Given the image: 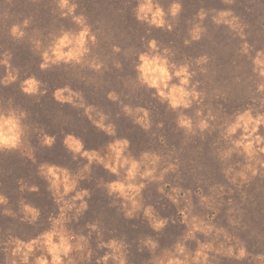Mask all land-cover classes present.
I'll use <instances>...</instances> for the list:
<instances>
[{
  "label": "rangeland",
  "instance_id": "1",
  "mask_svg": "<svg viewBox=\"0 0 264 264\" xmlns=\"http://www.w3.org/2000/svg\"><path fill=\"white\" fill-rule=\"evenodd\" d=\"M72 2L78 4L76 14L86 16L97 37L96 45L91 46L90 58L103 63L104 67L99 72L88 67L68 65L52 66L44 71L40 69L42 52L60 35L61 30L79 31V26L73 23L70 16L62 17L57 6L58 0H0V55L10 51L13 54L12 64L19 70V79L15 84L7 88L0 85V99L12 97L17 105L28 112L26 123L30 126L28 139L32 146L27 150L33 152L36 159L33 163L19 153H0V194L9 198L8 207L17 214L15 218L5 216L4 206H0V264H4L3 242L9 236H17L25 241L35 238L51 227L50 215L59 216L60 205L54 202L52 194L47 191L46 181L38 175L40 164L54 163L76 173L87 163L86 160H72V153L63 145V139L69 133L82 138L86 149H96L102 155L108 154V142L116 138H128L133 154L138 156L145 151L155 152L163 157L161 168L170 163L178 165L176 171H170L165 177L167 195L157 191L163 185L156 183L149 184L143 192L145 206L152 205L158 216L169 218L168 226L159 233L150 227L143 211L135 219H126L122 201L109 197L104 187L105 183L117 177L100 165L92 166L90 174H85L86 179L80 181V188L91 192V199L85 198L89 209L78 221L73 219L68 224L76 234H84L89 238L93 256L83 264H96L97 257L107 251L97 247L100 236L86 227L88 223L97 222L105 242L113 238H126L129 245L128 264H157V258L174 250L177 240L183 241L189 231V225L182 223L181 212L188 215L189 222L196 216L206 224L223 226L234 238L246 243L253 254L264 252V169L256 177H250V182L243 187L232 184L222 171L227 164L219 159L217 152L227 143L221 125L230 123L236 114L248 108L254 113L264 112V93L257 91L258 84L264 82V78L253 71L255 52L264 50V0H235L233 4H225L222 0H178L183 10L177 19H169L173 25L172 31L138 22L133 12L137 0ZM158 2L167 10L173 0ZM6 7L12 9L9 18L3 15ZM201 9L208 13L201 25L206 31L199 41H193L190 32L196 24L201 23L197 15ZM226 9H232L239 17L244 26L243 36L226 25L218 26L213 22L212 16ZM26 18L32 21L26 30L27 36L22 41L13 40L9 34L11 25L22 23ZM152 39L158 42L161 50L168 48L175 53L170 57L171 60L177 64L189 63L196 71L194 81H199L198 90L205 94L204 104L187 110V114L197 119L195 112L198 109H202L205 116L211 112L216 117L212 122L215 130L186 136L177 127V112L154 98L155 90L139 85L135 72L138 56L147 50L148 42ZM35 40L41 41L39 50L35 48ZM185 40L190 43L186 45ZM244 43L250 46L249 54L242 51ZM114 47H119L121 51L114 52ZM205 55L209 58L208 63L198 66L196 60ZM117 62L123 67L116 68ZM201 67L206 71L202 72ZM5 74V68L0 66V79ZM31 76H35L46 87V95L30 97L21 91V82ZM66 85L82 93L86 106L95 108L91 114L94 119H99L100 113L109 117L107 123L116 126L117 137H109L97 129L85 115L84 108H74L55 101L54 91ZM110 91H115L122 103L108 100ZM76 102L79 103L78 100ZM123 105L133 109H148L152 128L145 132L134 123L135 112L132 116L126 115ZM161 123L163 128L158 127ZM261 132H264V127ZM43 134L57 137L52 149L40 146L38 137ZM239 160L241 157H233V162ZM20 178H24L29 186L37 185L40 191H20L17 184ZM221 187L223 191H220ZM173 188L181 191L173 193ZM168 195L175 196L179 203L173 204ZM201 195L209 197L206 204L201 203ZM22 200L41 210L40 219L35 225L22 222ZM69 215L74 216V211ZM232 220L239 223L230 224ZM149 236L159 242L155 252L142 244ZM196 236L201 241L207 239L201 233H196ZM187 247L194 251L196 242L188 241ZM211 264L240 262L218 255ZM244 264H253L252 258Z\"/></svg>",
  "mask_w": 264,
  "mask_h": 264
},
{
  "label": "clouds",
  "instance_id": "2",
  "mask_svg": "<svg viewBox=\"0 0 264 264\" xmlns=\"http://www.w3.org/2000/svg\"><path fill=\"white\" fill-rule=\"evenodd\" d=\"M225 4H233L235 0H222ZM58 8L63 18L71 17L73 23L79 26V31L61 30L59 36L53 43L42 52L43 62L40 64L42 71L50 69L52 66L68 65L88 67L97 72L104 67L103 63L95 58H90L92 47L97 43V37L93 34L87 18L83 14L77 15L78 4L72 0H58ZM183 10V5L178 0L167 10L161 6L158 0H137L133 8L135 19L140 23H146L150 27L158 29L167 28L172 31L173 25L169 19H177ZM12 12L11 8L4 9V17L9 18ZM201 23L196 24L190 32L193 41H199L206 29L202 27V22L207 18L208 13L201 9L198 12ZM216 25H226L233 31H238L243 36L244 26L240 23L239 17L234 14L232 9L219 10L212 16ZM31 18H26L22 23H13L10 27V36L15 41H22L27 36V29L31 25ZM35 48H41V41H33ZM190 41L185 40V44ZM250 46L243 44L242 51L249 54ZM114 52L119 53L121 49L114 47ZM175 53L171 49L161 50L158 42L152 39L148 42L147 50L141 52L138 56L135 72L137 81L141 87L148 90H155L154 98H158L162 104H167L168 108L177 112V127L184 131L186 136L202 135L209 130H215L212 122L216 117L209 112L204 115L202 109H198L193 116L187 114V110L194 106L204 104L205 94L198 90L199 81H194L197 73L192 69L191 64H177L170 57ZM13 54L5 51L0 55V66L5 68L6 74L0 79V85L5 88L15 84L19 79V70L12 64ZM208 57L201 56L196 60L198 66L208 63ZM255 65L253 71L260 78H264V50L255 52L253 59ZM116 68H122L119 62ZM201 71H206L201 67ZM35 76L23 80L20 84L21 91L30 97H39L46 95L47 89ZM257 91L264 93V82L258 84ZM56 102L64 105H71L74 108H84L85 115L92 121L94 126L109 137H117V128L112 123H107L109 117L103 113L99 114V119H94L91 115L95 108L86 106L82 93L74 91L71 86L57 88L53 93ZM113 103L120 102V97L115 91H110L107 96ZM79 101L77 103L76 101ZM123 111L126 115L136 114L134 123L140 125L145 132L152 128L150 112L144 107L133 109L129 105H123ZM29 114L26 110L17 105L12 97L0 99V153L15 154L19 153L21 157L27 156L28 159L36 162L33 152L27 150L31 147V141L28 137L31 134L30 126L26 123ZM158 127L163 128V123ZM264 112H253L251 108L238 113L230 123L221 125L223 128V138L227 142L223 148L217 149L219 159L227 164L223 174L232 184H244L250 182V177H256L264 169ZM203 138V137H202ZM39 144L42 147L52 149L57 142L55 135L43 134L38 137ZM163 140V137H161ZM63 145L72 153V160H86L83 168L73 173L67 167L59 166L54 163H41L38 169V175L46 181L47 191L53 196L54 202L59 207V216H49L51 227L39 234L37 237L25 241L17 236H9L3 242L4 264H83L90 261L93 251L90 246L88 236L76 234L68 227L73 219L79 220L89 209L88 200L91 199L89 189L80 188V181L86 179L85 174H90L94 164L102 166L107 172L117 177L104 184L109 197L122 201L121 207L124 210L126 219H135L137 214L143 211L144 217L149 221L153 231L159 233L169 224V218H162L156 214L152 205L145 206L143 192L149 184L156 183L163 185L157 188L162 195L165 193V177L170 171H176L177 164H168L161 168L163 157L155 152H142L138 156L131 151V141L128 138H116L108 142V154L102 155L96 149H86L85 142L75 134H66L63 139ZM239 156L241 160L233 162V157ZM20 191L27 189L29 192H39L37 185L25 183L24 178L17 180ZM215 191V189H212ZM180 189L173 188V193H179ZM220 191H223L221 187ZM74 193V195H73ZM191 192L189 191V195ZM168 199L173 204L179 201L175 196L168 195ZM201 203H207L209 197L201 195ZM231 203V201H229ZM9 198L0 194V206L3 207V215L16 217V212L8 207ZM74 216L69 215L73 213ZM20 213L23 221L35 225L41 216V210L27 201H20ZM182 223L189 225V231L184 236L183 241L177 240L174 250H170L167 255L157 258V264H211L218 255L227 256L240 264L252 258L253 264H264V252L251 253L247 244L234 238L223 226L217 227L212 224H206L204 220L196 216L189 217L184 212ZM173 223H175L173 221ZM230 224L236 225L239 222L232 220ZM91 232L100 236V243L97 247L104 251L103 255L98 256L96 264H128L127 249L129 245L125 239H110L104 241L102 233L99 230V224L88 223L86 225ZM196 233H201L206 237V241L197 238ZM91 233H89L90 235ZM193 240L196 242V249L190 250L187 242ZM144 247L152 252L159 247V242L153 240L150 236L142 241ZM143 251V248L139 249ZM215 254V255H213Z\"/></svg>",
  "mask_w": 264,
  "mask_h": 264
}]
</instances>
